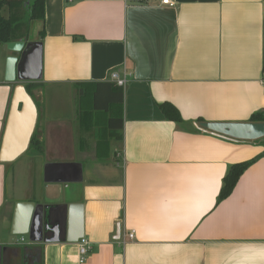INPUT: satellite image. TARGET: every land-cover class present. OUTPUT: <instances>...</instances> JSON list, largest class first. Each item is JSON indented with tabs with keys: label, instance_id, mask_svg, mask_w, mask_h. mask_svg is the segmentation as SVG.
I'll return each instance as SVG.
<instances>
[{
	"label": "crops",
	"instance_id": "crops-1",
	"mask_svg": "<svg viewBox=\"0 0 264 264\" xmlns=\"http://www.w3.org/2000/svg\"><path fill=\"white\" fill-rule=\"evenodd\" d=\"M161 1L44 0V38L34 22L25 39L42 43L41 79L23 83L33 84L42 148L0 161V264H264V144L198 127L264 111V0ZM9 56L18 55L0 45V144L19 84L5 81ZM111 73L125 78L122 127L111 136L106 115L91 114L83 130L76 86ZM163 103L181 123L164 117ZM99 135L110 139L103 159ZM257 156L218 202L230 166ZM46 164L69 173L46 183ZM18 202L51 208L55 226L67 204L82 205L84 262L63 230L47 243L12 235Z\"/></svg>",
	"mask_w": 264,
	"mask_h": 264
},
{
	"label": "water",
	"instance_id": "water-1",
	"mask_svg": "<svg viewBox=\"0 0 264 264\" xmlns=\"http://www.w3.org/2000/svg\"><path fill=\"white\" fill-rule=\"evenodd\" d=\"M30 26L32 28L33 23ZM6 48L18 55L9 56L5 61V81L19 83L14 90L12 108L0 144V161L11 162L27 149L34 130L36 108L23 83L41 79L42 43L22 39L7 43ZM198 127L203 131L237 141L251 142L264 138V122L199 123ZM69 167L68 164H46L44 181L61 182V176L69 173ZM77 175L70 181H79V173ZM51 211V208L35 205L33 202L16 203L10 233L26 235L32 243L58 241L61 230L64 231V237L61 239L63 242L76 243L83 238L82 205L67 204L61 224L56 226L51 223Z\"/></svg>",
	"mask_w": 264,
	"mask_h": 264
},
{
	"label": "trees",
	"instance_id": "trees-1",
	"mask_svg": "<svg viewBox=\"0 0 264 264\" xmlns=\"http://www.w3.org/2000/svg\"><path fill=\"white\" fill-rule=\"evenodd\" d=\"M44 8V0H0V45H6L21 38L26 39L30 24L34 22H38L41 25L39 38L42 40L44 38ZM5 9L7 10L6 16L3 15ZM76 87L78 96L77 115L81 128L89 131L90 123L87 119L91 114H105L107 117L104 127L105 131L115 132L111 136L117 134L122 127L123 93L121 87L112 82L79 83ZM24 88L30 96L33 84L29 83ZM159 108L167 120L181 123V117L172 105L163 103ZM114 110L116 111L115 113ZM248 121L264 122V111L252 114ZM109 140L104 135L97 137L96 158L103 159L108 156ZM257 142L264 144V138ZM29 148L37 150L42 148L41 143L34 135L30 139ZM259 158L260 156H257L248 161L230 166L223 178L218 202L231 194L242 173Z\"/></svg>",
	"mask_w": 264,
	"mask_h": 264
},
{
	"label": "built area",
	"instance_id": "built-area-1",
	"mask_svg": "<svg viewBox=\"0 0 264 264\" xmlns=\"http://www.w3.org/2000/svg\"><path fill=\"white\" fill-rule=\"evenodd\" d=\"M140 2H146V0H139ZM161 3L163 5H168V6H173L174 3L171 2L170 0H162ZM110 80L112 83L117 85L118 87H123L125 85V78H120L117 73H111L110 75ZM261 86L264 91V78L261 80ZM134 238V231H129L126 236H124L122 244L126 243L127 241H132ZM23 241V238H21V242ZM77 248H78V255H79V262L83 263L85 260L86 255L91 249L90 243L84 239L81 238L78 243H77Z\"/></svg>",
	"mask_w": 264,
	"mask_h": 264
},
{
	"label": "rangeland",
	"instance_id": "rangeland-1",
	"mask_svg": "<svg viewBox=\"0 0 264 264\" xmlns=\"http://www.w3.org/2000/svg\"><path fill=\"white\" fill-rule=\"evenodd\" d=\"M4 11H7L6 9L4 10ZM3 11V13H4V15L6 16V12H4ZM30 28V37H32V36H34V35H36V27L34 26V28L32 27L31 28V26L29 27ZM47 87V86H46ZM43 92H44V94H43V99L45 100L46 98H47V89L46 88H44L43 89ZM61 99H62V97H61ZM40 102L42 101L41 99L39 100ZM37 105H39L40 106V103L37 101ZM75 132L77 133V137H79V132L78 131H76L75 130Z\"/></svg>",
	"mask_w": 264,
	"mask_h": 264
}]
</instances>
